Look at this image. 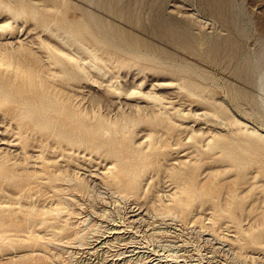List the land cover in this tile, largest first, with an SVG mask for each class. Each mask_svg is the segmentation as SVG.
<instances>
[{
	"label": "rangeland",
	"instance_id": "rangeland-1",
	"mask_svg": "<svg viewBox=\"0 0 264 264\" xmlns=\"http://www.w3.org/2000/svg\"><path fill=\"white\" fill-rule=\"evenodd\" d=\"M218 1L0 0V51L40 58L35 98L0 72L4 186L40 177L16 113L45 124L42 80L69 115L51 181L0 190V264H264V0Z\"/></svg>",
	"mask_w": 264,
	"mask_h": 264
},
{
	"label": "bare ground",
	"instance_id": "bare-ground-1",
	"mask_svg": "<svg viewBox=\"0 0 264 264\" xmlns=\"http://www.w3.org/2000/svg\"><path fill=\"white\" fill-rule=\"evenodd\" d=\"M217 2L218 0H211V2ZM218 2H220L221 4H224L225 1L223 0H219ZM179 10V9H178ZM166 24V23H165ZM164 25V24H163ZM78 37H74L73 38H69L68 40H65L64 43L68 44L69 46L70 43L72 41L77 40ZM86 41L88 40L87 38L85 39ZM84 41H78V46L81 48H83L84 45ZM93 50H91L90 48H85V52L87 54H91ZM6 52H2L0 51V72L1 74L5 75L6 77V82L8 84H13L14 85V90L17 93H21L22 91L25 92L26 94L28 93H33V97H37L39 96V93H36V84H34V79L35 76H33L30 72V68L28 66H26L23 62L24 59H29L31 63H35L38 62V60L40 58L35 57V56H31L30 53L28 52H15L10 53V54H4ZM35 54V53H34ZM36 55V54H35ZM28 61V60H27ZM28 64V63H27ZM30 65V64H28ZM31 66V65H30ZM45 69L47 70V66L46 65H42V66H38L37 67V71L39 73H46L47 71H45ZM41 88H48V89H52V92L50 93L49 96H51L52 99H55V102H50L53 103V106L55 107L54 110L50 109L52 105L48 106L49 104V99L47 98V96L43 97L44 99L41 100L39 102V104H34L33 106H30L28 110L30 111H34V112H39L41 113V115H44L46 112L47 113V119L45 120V124L42 123L40 124L38 118H34V117H30L29 119H20V116L22 115L21 111L19 110L16 114L19 116L17 118V120L19 121V123H22V129H21V134L22 135H26L25 139L23 141V145H22V150L24 151L25 154L28 153L27 148L31 147V148H38L40 151V156H41V169L37 170V169H33V173L38 176H35V181H32L33 177H28V176H22L21 177V181L15 185L12 184V186L10 185L9 187L4 186V182H8L9 178H12L13 176H15V172H17L18 174H23L25 173V169L24 167H22V165L19 163L18 165L21 166H14V164H8L5 168H7V172L5 173H1L2 175L0 176V190H3L4 193H6V195H4L3 197L7 198V203L13 204L16 203L13 200L12 195L15 193L18 194H22L24 188H30V187H39L38 184V179L42 178V180H45L47 182L51 181V176H53L54 174V170L53 169H57L58 167H56L55 165L49 164V161L56 159V157H53V155H60L58 154V149L60 147L63 148V150H65L64 146H65V142L63 143L60 139H58L56 136H59V133L56 135H53L52 133H54V128L56 127H62L63 126V121L62 118L63 117H67L69 116L68 110L66 107H64V101L62 100V98H60L59 95V91L61 90V86L58 83H52V82H47L46 80H42V82L40 83ZM45 92V91H44ZM2 97V96H1ZM146 98H152L154 100L159 99L155 96H151V94H146L145 95ZM5 100V99H2ZM4 103H6L5 101L3 103L0 104V106H3V110L5 109L6 113H10L12 115L13 113V108H8V107H4ZM186 113V112H185ZM200 113V112H199ZM198 114V113H197ZM210 114L208 112H204L202 114V116L208 117ZM200 116V115H199ZM24 123V124H23ZM49 128H51V132L52 133H48L50 130H48ZM76 128H82L83 130H86L84 127V123L81 122L79 124V127ZM91 129V127H89ZM89 129V130H90ZM54 136V138H52ZM231 137V136H230ZM45 143V144H44ZM249 146L251 148V150L255 151L257 150L258 146L252 142H249ZM42 145H46V146H42ZM217 148L221 149L220 151H222V153H224V151H229L230 150V145L227 144L226 142H222L220 144L217 145ZM232 149V148H231ZM206 158V157H205ZM229 158L230 159H235V153L231 152V154H229ZM204 159V158H203ZM208 160V158H207ZM6 170V169H4ZM42 175V177H41ZM109 177L111 179V182L113 185H120L121 183L126 184L127 181L124 182L123 177L121 173L118 172H109ZM71 182V181H70ZM68 182V183H70ZM199 185V184H198ZM206 185L202 186L199 185L197 186L196 190L199 191L201 193L205 192L206 189L208 190V186L205 187ZM40 188H44V187H40ZM54 188H56V186H54ZM204 188V189H203ZM41 193V192H40ZM244 194V193H243ZM24 196L27 195V193H23ZM15 196V195H14ZM121 197H123L121 195ZM120 197V198H121ZM125 197V196H124ZM123 197V198H124ZM118 198V197H117ZM67 199V198H66ZM69 200V199H68ZM88 201V200H87ZM72 202V201H71ZM22 204V203H21ZM25 204V203H24ZM28 204V203H27ZM75 205V204H74ZM25 206V205H24ZM74 207V206H73ZM256 207V206H255ZM136 209V208H135ZM139 210V209H138ZM99 211V210H98ZM106 211H104L105 213ZM135 213V212H134ZM102 215V214H101ZM139 216V215H138ZM87 218V217H86ZM143 219V218H141ZM85 220V219H84ZM79 221V220H78ZM138 221V220H137ZM89 222V221H88ZM136 222V221H135ZM86 223V222H85ZM97 223V222H96ZM95 223V224H96ZM87 224V223H86ZM97 225V224H96ZM95 225V226H96ZM99 226V225H98ZM137 227V226H136ZM94 229V228H93ZM96 229V228H95ZM124 229V228H123ZM126 229V228H125ZM26 229H21V232H25ZM115 231V230H114ZM85 232V231H84ZM93 232V231H92ZM95 232V231H94ZM28 233V232H26ZM209 233V232H208ZM83 234V233H82ZM80 235V233H79ZM78 235V236H79ZM122 235V234H121ZM124 235V234H123ZM211 235V234H210ZM89 236V235H88ZM81 237V236H80ZM91 237V235H90ZM95 238V237H94ZM124 238V237H123ZM90 239V238H89ZM122 239V238H121ZM120 240V239H119ZM68 241V240H67ZM78 241H80L78 239ZM84 243L86 242L85 240H83ZM109 241V240H108ZM115 241V240H114ZM220 241V240H219ZM108 243V242H107ZM72 244V243H71ZM79 244V242H78ZM77 244V245H78ZM96 244V243H95ZM104 244V243H103ZM125 244V243H124ZM128 244V243H127ZM63 244H61L62 246ZM76 245V246H77ZM80 245V244H79ZM78 245V246H79ZM221 245V243H220ZM60 246V247H61ZM75 246V245H74ZM111 246V245H110ZM52 247V246H51ZM73 247V246H72ZM57 248V246H56ZM66 248V247H65ZM82 248V247H81ZM61 251V250H60ZM69 251V250H68ZM73 251V250H72ZM95 251V250H94ZM33 252V251H32ZM79 253V252H78ZM67 254V253H66ZM71 254V253H70ZM95 254V253H94ZM69 255V254H68ZM65 256V255H64ZM70 257V256H68ZM69 260V259H68ZM149 261V260H148ZM72 264V262H71Z\"/></svg>",
	"mask_w": 264,
	"mask_h": 264
}]
</instances>
